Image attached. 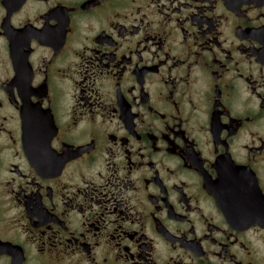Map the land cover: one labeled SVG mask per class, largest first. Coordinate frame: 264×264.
<instances>
[{
	"label": "flooded vegetation",
	"instance_id": "1",
	"mask_svg": "<svg viewBox=\"0 0 264 264\" xmlns=\"http://www.w3.org/2000/svg\"><path fill=\"white\" fill-rule=\"evenodd\" d=\"M0 264H264V0H0Z\"/></svg>",
	"mask_w": 264,
	"mask_h": 264
}]
</instances>
